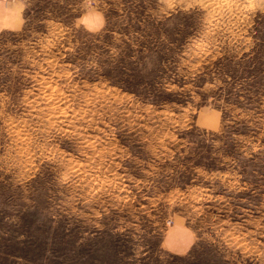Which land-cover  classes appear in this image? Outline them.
<instances>
[{
  "label": "rangeland",
  "instance_id": "rangeland-1",
  "mask_svg": "<svg viewBox=\"0 0 264 264\" xmlns=\"http://www.w3.org/2000/svg\"><path fill=\"white\" fill-rule=\"evenodd\" d=\"M20 2L0 264H264V0Z\"/></svg>",
  "mask_w": 264,
  "mask_h": 264
},
{
  "label": "crops",
  "instance_id": "crops-1",
  "mask_svg": "<svg viewBox=\"0 0 264 264\" xmlns=\"http://www.w3.org/2000/svg\"><path fill=\"white\" fill-rule=\"evenodd\" d=\"M20 0H0V32L6 28H15L22 19Z\"/></svg>",
  "mask_w": 264,
  "mask_h": 264
}]
</instances>
